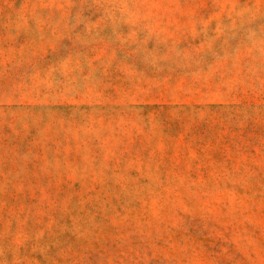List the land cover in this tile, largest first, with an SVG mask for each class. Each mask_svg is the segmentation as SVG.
<instances>
[{
  "label": "rangeland",
  "instance_id": "obj_1",
  "mask_svg": "<svg viewBox=\"0 0 264 264\" xmlns=\"http://www.w3.org/2000/svg\"><path fill=\"white\" fill-rule=\"evenodd\" d=\"M0 264H264V0H0Z\"/></svg>",
  "mask_w": 264,
  "mask_h": 264
}]
</instances>
